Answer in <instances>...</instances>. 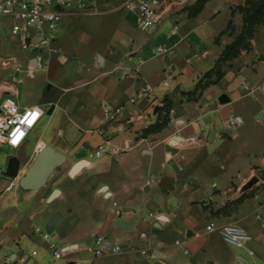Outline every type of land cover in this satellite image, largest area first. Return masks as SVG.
I'll list each match as a JSON object with an SVG mask.
<instances>
[{"label":"crops","instance_id":"1","mask_svg":"<svg viewBox=\"0 0 264 264\" xmlns=\"http://www.w3.org/2000/svg\"><path fill=\"white\" fill-rule=\"evenodd\" d=\"M69 1L79 10L72 3L65 9L44 51L46 67L38 69L56 99L47 102V111L45 101L31 105L42 111L37 125L45 114L53 118L40 126L32 147L9 149L8 157L19 160L12 188L0 168V264H264V218L253 215L264 208V179L256 176L245 189L255 176L252 165L240 180V194L231 191L233 177L219 189L212 175L215 162L206 161L219 144L240 137L250 120L264 124V112H253L254 102L264 104V24L256 28L249 49L223 63L222 76L204 79L210 82L193 95L234 37L221 34L228 22L232 19L240 31L242 14L232 9L245 0H207L194 17L180 10L183 3L161 0L159 20L147 30L138 27L135 11L121 7L125 0L110 10H82L83 2L103 7L110 0ZM112 11L118 16L111 40L82 48L80 43L88 46L95 37L74 19ZM98 31L89 30L97 37ZM153 45L167 51L154 54ZM11 59L19 73L13 64L5 65ZM1 65L7 75L0 79L17 75L18 86L35 73L15 55L1 59ZM144 83L153 93L141 92ZM18 86L11 96L26 107L18 100ZM164 99L171 102L169 122L143 136ZM107 107H121L123 114L105 121ZM190 137L195 141L188 142ZM47 147L63 160L50 161L51 155L49 161H35ZM209 222L240 225L252 240L231 246L205 229ZM97 237L105 239L100 256L86 249ZM50 243L63 251L55 261ZM109 244L120 250L112 252ZM70 245L78 247L64 250Z\"/></svg>","mask_w":264,"mask_h":264},{"label":"built area","instance_id":"2","mask_svg":"<svg viewBox=\"0 0 264 264\" xmlns=\"http://www.w3.org/2000/svg\"><path fill=\"white\" fill-rule=\"evenodd\" d=\"M69 6H71L69 0H0V16L11 18L12 36L17 39L22 48L30 49L32 52L27 65L30 73L35 69L46 67L44 51L53 42L57 25L64 15L65 9ZM121 7L135 11L138 15V27L147 30L157 24L159 20L161 0H125ZM166 51L167 48L161 45L153 49L154 54H163ZM12 64L14 72L19 73L21 67L14 64L12 59L5 62L6 66ZM21 82L22 78L14 75L10 80L0 84V147L8 149L20 147L42 116V111L38 107H19L11 96V94H17V86ZM242 85H245V83L242 82ZM262 89H264V85ZM141 92L144 95H150L153 93V86L144 83ZM122 114L121 107L112 110L108 107L104 109L105 121L116 120ZM232 121L235 122L234 119ZM194 141V137L188 138V142L192 143ZM101 149L102 146H99L97 154ZM14 185L15 179L10 178L8 188H12ZM205 229L218 232L227 244L234 247H243L252 240L250 233L237 224L216 226L213 222H209ZM36 231L38 232V229ZM43 237L49 239L50 235L44 233ZM103 246H105V239L97 237L92 245L86 246V249L95 256H100ZM49 249L52 261L62 256L63 251L56 243H50ZM109 249L112 252H118L120 246L109 244ZM27 258L25 256L23 261ZM33 264L37 263L34 262ZM47 264H51V262Z\"/></svg>","mask_w":264,"mask_h":264},{"label":"rangeland","instance_id":"3","mask_svg":"<svg viewBox=\"0 0 264 264\" xmlns=\"http://www.w3.org/2000/svg\"><path fill=\"white\" fill-rule=\"evenodd\" d=\"M175 1L183 3L184 6L180 8L181 11H187L188 7L191 5L186 4L187 0ZM120 2L121 0H110L102 5L103 7H98L96 2H83L82 10H98L99 8L110 10ZM71 3L72 8L77 10V3L75 4L72 1ZM117 14L118 12L112 11L104 16H86L84 14L78 15L74 19V24H76L79 28H82L85 32H87V34L95 37L92 41L89 42L88 46H84L80 43L81 47L92 49L93 47L105 44L109 41V39L111 40L113 25L118 16ZM11 26L12 23L10 22L9 18H0V78L2 76L5 78L7 75V73L2 68L1 59L15 55L19 58V60L24 59L27 66L29 59L28 57H30L32 54L30 49L22 48L17 39L12 36ZM97 27L99 30L98 37L97 35L95 36L93 32H89V30L96 31ZM170 27L171 23L166 25L167 30H169ZM240 29L241 28H239L238 30ZM236 30V27L232 25L231 29L228 31V34L231 36L236 35ZM139 31L143 33V31ZM156 46L158 45H153L154 48ZM34 72L35 73L32 78H28L27 82H24L23 84L18 86V100L20 104L28 106H31L32 104L38 103L40 101H45L46 104H44L42 107L45 109V111H47L50 107H47V102H52V99L54 100L56 98L54 95L51 96V94L46 91V84L44 83L43 77L44 72L38 69H35ZM5 82V80L0 79V84ZM254 103L255 104L253 105V112L262 114L264 112V104L256 102ZM54 114V118L59 115H57L56 112ZM49 118L50 117L47 114L43 116L40 123L29 132L27 139L20 148H23L24 146L30 148L33 146L40 134V126ZM15 151L16 150H14L13 152ZM9 153H11V151L8 148L0 147V168H2L3 171H5L6 169V162ZM206 161L215 162V171L212 175L213 180L216 182L219 189H222L227 184V182H229L230 178L233 177V181L231 182V191L236 190L240 194L243 188V185L240 186V180L248 175L250 167L252 165H254L251 169L253 170V175L258 177L262 175L261 172L264 169V124L254 119L250 120V122L246 125L244 132L242 131L240 137L234 139L229 143L219 144L214 153L209 157V159H206ZM255 189L253 191H255ZM256 214L264 218V208L253 213L254 216ZM48 261H50V259H48ZM54 264H60V262Z\"/></svg>","mask_w":264,"mask_h":264},{"label":"trees","instance_id":"4","mask_svg":"<svg viewBox=\"0 0 264 264\" xmlns=\"http://www.w3.org/2000/svg\"><path fill=\"white\" fill-rule=\"evenodd\" d=\"M207 0H195L193 4L188 7V16L194 17L196 16L201 9L204 7ZM238 11L242 14V26L240 31L234 35L232 41L225 46L220 57L216 61L214 67L207 71L203 75V79H201L196 85L192 92L196 93L199 89H202L205 85H207L210 81L204 79H211L213 76L218 80L223 72L222 65L227 60H231L236 57L241 50L249 49L250 39L253 37L256 28L261 24H264V0H245L243 5H238L232 9V13ZM233 25L232 19L228 22L227 27L221 34L228 32ZM171 111V102L166 101L164 99V104L160 107V110L157 113V120L155 123L144 129L142 132L143 136L155 131L161 130L168 122L169 115ZM262 175L260 176L264 179V169L262 170ZM242 198H239L241 200Z\"/></svg>","mask_w":264,"mask_h":264},{"label":"water","instance_id":"5","mask_svg":"<svg viewBox=\"0 0 264 264\" xmlns=\"http://www.w3.org/2000/svg\"><path fill=\"white\" fill-rule=\"evenodd\" d=\"M51 155H52V159L50 161H62L63 160V157L60 154L56 153L51 148L47 147V148L41 149L39 151L35 161H47ZM78 168H79V165L74 166L71 169V174L75 173L78 170ZM18 172H19V160H18V158L16 156H9V158L7 160V166L5 169L6 176L9 178H16L18 176ZM257 181H258V177H256V176L252 177L245 184V189L252 187ZM56 192L57 191H55V193ZM118 225H121V223L120 224L118 223ZM77 247H78V245H70V246H67L64 250L75 249ZM64 264H76V262L75 261H68Z\"/></svg>","mask_w":264,"mask_h":264},{"label":"flooded vegetation","instance_id":"6","mask_svg":"<svg viewBox=\"0 0 264 264\" xmlns=\"http://www.w3.org/2000/svg\"><path fill=\"white\" fill-rule=\"evenodd\" d=\"M10 156H14V154L10 155ZM9 158V157H8Z\"/></svg>","mask_w":264,"mask_h":264}]
</instances>
